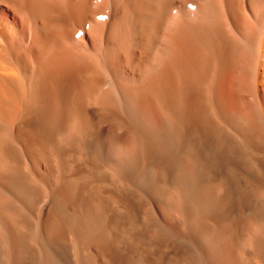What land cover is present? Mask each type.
Wrapping results in <instances>:
<instances>
[{
  "label": "bare ground",
  "instance_id": "1",
  "mask_svg": "<svg viewBox=\"0 0 264 264\" xmlns=\"http://www.w3.org/2000/svg\"><path fill=\"white\" fill-rule=\"evenodd\" d=\"M0 264H264V0H0Z\"/></svg>",
  "mask_w": 264,
  "mask_h": 264
}]
</instances>
